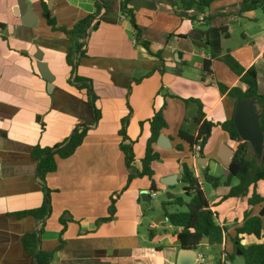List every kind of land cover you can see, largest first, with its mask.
<instances>
[{"label": "crops", "instance_id": "0c3cea01", "mask_svg": "<svg viewBox=\"0 0 264 264\" xmlns=\"http://www.w3.org/2000/svg\"><path fill=\"white\" fill-rule=\"evenodd\" d=\"M122 1L0 0V264H35L23 238L40 229L39 249L53 251L60 238L65 242L52 264H177L180 247L175 243L181 229L175 227L174 233H168L166 228L167 233L160 235L157 230L168 220L157 224L161 216L153 221L149 214L160 187L174 196L177 186L184 188V165L199 178L216 224L226 230L221 245L195 249L207 257L209 262L203 264H223L224 252L230 256L234 249L236 230L264 206L249 205L252 192L246 198L223 199L239 181L233 178L230 187L223 184L229 163L221 158L222 151L225 145L233 150L234 144L220 126L213 129L197 160L189 144L178 136L180 130L197 133V105L190 100L201 102L208 121L221 124L233 119L236 104L221 94L217 83L242 86L239 77L224 63L214 61L213 75L205 78L196 60L210 58V50L203 34L189 38L201 23L179 14L176 0H130L128 7L142 30L141 40L150 42L153 52L162 51L163 71L156 70L161 63L137 44L136 32L121 11ZM242 2L216 0L208 13L213 16L210 27L228 28L222 37L223 53L230 51L246 69L254 66L259 92L264 94V12L240 13ZM43 3L56 27L67 31L95 15L98 7L100 11L86 35L76 39L47 24ZM237 36L234 45L231 41ZM77 43L83 45V57L73 73L67 56L74 53ZM78 54H73V61ZM43 64L51 82L40 71ZM75 75L90 81L99 120L94 121L89 106L91 94L73 83ZM160 111L167 122L161 133L167 145L153 146L160 160L152 165L157 193L152 197V181L147 177L129 182L120 130L128 117L133 167H140L151 137L149 120ZM81 124H91L82 145L71 157L58 159L57 170L42 182L33 148L61 144ZM206 172L222 181L216 189L205 181ZM173 175L176 185L161 183ZM144 191L151 197L149 203L141 198ZM257 192L264 198V182L258 183ZM115 196L119 197L114 219L102 222ZM47 204L51 212L45 219L17 215ZM63 216L70 220L66 228L60 223ZM263 241L253 235L240 236L245 248Z\"/></svg>", "mask_w": 264, "mask_h": 264}, {"label": "trees", "instance_id": "16d2710c", "mask_svg": "<svg viewBox=\"0 0 264 264\" xmlns=\"http://www.w3.org/2000/svg\"><path fill=\"white\" fill-rule=\"evenodd\" d=\"M215 1L216 0H176L175 5L177 6L179 14L187 13V18L190 19L192 23L200 22L201 26L199 27L206 28L203 32V39L204 43L210 48V58L196 60L202 64L205 78L213 75L214 61L224 63L229 70L239 77L242 86L230 88L222 83H217V87L221 94L229 97L235 104L240 99H256L257 110L261 114L260 127L264 135V94L259 92L257 70L254 66L248 69L243 67L230 51L223 53L222 37L228 31V28L210 27V22L213 19V16L208 13ZM129 2L130 0L122 1L121 11L123 15L129 18L130 23L136 32L137 44L141 45L149 54L159 60L161 67L157 66L155 69L162 72V65L164 63L162 59V51L153 52L150 42L141 40L142 30L136 23L133 11L128 7ZM106 9L108 10V7H106ZM257 9H262L264 12V0H243L240 6V13ZM99 11L100 7H98V11L95 15L86 16L72 30L67 31L56 27V21L51 17L48 8L43 3V14L47 24L53 30L61 31L66 35H69L71 38L76 39L82 38L86 35L88 26L97 16ZM82 47L83 45L81 43L75 44V51L73 54L80 53L75 61L72 59L75 57L73 54L67 56V62L71 65L73 73H75L76 68L79 65V60L83 57V52H81ZM73 79V83L77 89H86L87 95L91 94L89 98V106L93 111L94 121L99 120L101 115L99 112H96L94 107L95 97L91 93L90 81L79 77L78 75H75ZM190 101L197 105V117L195 121L199 127L195 135L180 130L178 133L179 138L189 144L191 152L197 144H200L202 147L200 155H202L213 129L220 126L227 133L231 143L234 144V155L227 165L230 175L226 178L223 184L230 187L233 178H236L239 181L237 186L230 188L229 193L224 196L223 199L246 198L252 192V195L248 199L249 205L256 206L263 204L264 198L258 194L257 186L258 183L264 182V144L262 155L259 157L256 155L252 145L240 137L233 119L221 124L208 121L205 119L201 102L199 100ZM186 102H188V100ZM128 122V117L122 120V127L120 130L122 143L120 149L124 153L127 167L130 170L129 182L135 178L147 177L152 181V191L156 192L153 182L155 173L152 165L154 162L160 160V155L154 151L153 146L157 143L162 131L167 128V122L163 112H157L149 120L151 137L147 144L145 156L140 161V167H133L135 156L133 152V142L127 137L126 130ZM89 126H91V124H81L77 126L67 140L54 147L41 148L37 146L33 148L32 157L37 162V174L42 182L45 181L47 175L57 170L58 159H67L71 157L82 145L89 132ZM177 148L179 150L181 149L180 146ZM204 178L205 181L210 183L215 189L222 183L219 178L210 176L207 172L205 173ZM181 182L184 184L183 190L189 200L185 201L182 197H177L171 202L181 207L186 206L188 210L186 212L170 213L167 209H164V216L172 226L181 229L177 234V240L182 242V248L195 250L202 246L201 242L204 239H208L209 244L211 245H221L225 238L224 233L226 230L216 224L215 213L211 210L208 197L202 188L199 178L195 176L186 165H184ZM118 197L115 196L111 198L108 217L102 219V222H110L114 219L116 213L115 204ZM50 212L51 208L49 204H47L39 209L20 212L17 215L19 218L33 216L36 220H40L48 217ZM69 221L70 220H68L66 216H63L60 219V223L64 228H66ZM42 232L43 230L40 229L37 232L25 235L23 238V244L26 252L35 258V264H52L56 252L64 247L65 242L60 238L59 246L53 251L39 249V234ZM63 232L64 229L62 233ZM241 235H253L259 240L264 239V206H262L257 216L246 218L243 226L236 230L234 253L232 256H228L230 257L229 259H233L239 251L244 258V264H264V241L245 248L240 242Z\"/></svg>", "mask_w": 264, "mask_h": 264}, {"label": "water", "instance_id": "95a60500", "mask_svg": "<svg viewBox=\"0 0 264 264\" xmlns=\"http://www.w3.org/2000/svg\"><path fill=\"white\" fill-rule=\"evenodd\" d=\"M184 15H188L187 13H184ZM202 35L203 31L202 30H193L189 34V38L191 39H196L198 37L197 35ZM38 60L41 61V58H37ZM40 71L43 74V77L51 82V77H49L47 67L43 65H39ZM260 119H261V114L257 110V105H256V99H240L236 102L235 105V112H234V117H233V122L236 127V130L238 131L240 137L246 141L249 142L256 155L261 156L263 152V144H264V135L262 133L261 127H260ZM157 144L160 147L165 148L167 145V139L163 136L160 135L159 139L157 141ZM224 151H222L224 154L221 156V158L229 163L230 159L234 155V150H232L230 147L227 145L224 146ZM200 164L204 165V161H200ZM184 169L182 168V172ZM227 175H230V171L227 169ZM161 183L167 187H173L178 183L177 177L175 175L166 177L161 180ZM167 198L169 200L175 199V196L171 193H167ZM141 198L144 202L149 203L151 201V197L148 192L144 191L141 193ZM161 221H165V217L161 216L159 219H157L155 222L158 224ZM201 245H209V240L204 239L201 242ZM175 246L180 247V251L178 254L177 258V264H195L196 261V252L195 250H190V249H185L182 248V242L180 240H177L175 243ZM239 255H242L238 251Z\"/></svg>", "mask_w": 264, "mask_h": 264}, {"label": "rangeland", "instance_id": "374dc122", "mask_svg": "<svg viewBox=\"0 0 264 264\" xmlns=\"http://www.w3.org/2000/svg\"><path fill=\"white\" fill-rule=\"evenodd\" d=\"M197 28L199 30H206L205 27L200 28L197 26ZM238 37L239 36L234 37L232 39V41H231L232 44H234V45L237 44V41H239ZM208 49H210V48L208 47ZM238 61H239V63H242L240 60H238ZM202 176H203V174H202ZM174 193H175L176 197H182L184 200L188 199L187 196L185 195V192L183 190L182 185L177 186L176 189L174 190ZM152 204H153V208L150 209L149 218L152 219L153 221L157 217L163 216V214L165 212L164 209H167L170 213L186 212L188 210V208L186 206L181 207V206L176 205L175 203L169 202L165 190H163L161 187L158 190V197L153 200ZM152 209L154 212L151 211ZM147 227H148V220L146 219L144 222V228L146 231H147ZM166 228L169 231L168 233H174L176 231L175 227L172 226L168 221H166L163 225H161L159 227V229L157 230V233L160 235H164L165 233H167L165 231ZM233 253H234V249H232V252L230 255L232 256ZM206 260H207V257H206ZM207 262H209V261H207ZM213 264H215V263H213ZM230 264H244V258L242 256L235 255V257L233 259H230Z\"/></svg>", "mask_w": 264, "mask_h": 264}, {"label": "built area", "instance_id": "2783aa9c", "mask_svg": "<svg viewBox=\"0 0 264 264\" xmlns=\"http://www.w3.org/2000/svg\"><path fill=\"white\" fill-rule=\"evenodd\" d=\"M201 152H202V147H201L200 144H197L194 147L191 155H192V157L195 160H197L199 158ZM156 196H157V193L154 191L152 193V197H156ZM196 261H197V263L203 264V263L206 262V257L204 255H202V254H197ZM223 264H230L229 263V260H228V254H227V252H224V254H223Z\"/></svg>", "mask_w": 264, "mask_h": 264}]
</instances>
